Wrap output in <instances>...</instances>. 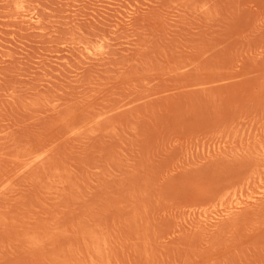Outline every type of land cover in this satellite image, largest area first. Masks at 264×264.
<instances>
[{"label": "rangeland", "instance_id": "obj_1", "mask_svg": "<svg viewBox=\"0 0 264 264\" xmlns=\"http://www.w3.org/2000/svg\"><path fill=\"white\" fill-rule=\"evenodd\" d=\"M0 264H264V0H0Z\"/></svg>", "mask_w": 264, "mask_h": 264}]
</instances>
